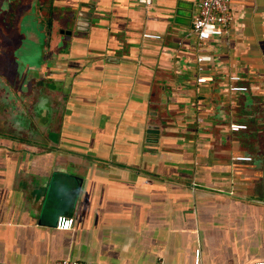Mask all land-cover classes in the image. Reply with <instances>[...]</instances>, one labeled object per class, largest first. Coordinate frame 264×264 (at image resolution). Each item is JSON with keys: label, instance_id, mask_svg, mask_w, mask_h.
Here are the masks:
<instances>
[{"label": "crops", "instance_id": "obj_1", "mask_svg": "<svg viewBox=\"0 0 264 264\" xmlns=\"http://www.w3.org/2000/svg\"><path fill=\"white\" fill-rule=\"evenodd\" d=\"M198 2L0 0V264L264 262V0Z\"/></svg>", "mask_w": 264, "mask_h": 264}, {"label": "built area", "instance_id": "obj_2", "mask_svg": "<svg viewBox=\"0 0 264 264\" xmlns=\"http://www.w3.org/2000/svg\"><path fill=\"white\" fill-rule=\"evenodd\" d=\"M139 2L149 9L154 0H139ZM233 15L230 8V0H199L197 13L192 21V27L190 34H193L198 39V45L202 46L207 43L214 36H228L230 34V27L232 25ZM145 38H159L157 33L145 32L143 34ZM209 56L200 53L198 55V61L209 60ZM202 70V67H200ZM212 77L203 75L202 73L197 77L199 83L207 82ZM232 81L228 89L231 92H243L248 90V86L239 84L241 76L234 74L230 76ZM230 128L233 131H239L246 129L247 125L243 123L233 122L230 124ZM237 161H251L252 157L248 155H238L235 157ZM75 225V218L68 215H59L56 220V228L60 230H70ZM195 264H200L201 251L195 250ZM56 264H94L91 262L64 258L56 262ZM157 264H163L158 262ZM255 264H264V262H256Z\"/></svg>", "mask_w": 264, "mask_h": 264}, {"label": "water", "instance_id": "obj_3", "mask_svg": "<svg viewBox=\"0 0 264 264\" xmlns=\"http://www.w3.org/2000/svg\"><path fill=\"white\" fill-rule=\"evenodd\" d=\"M140 3V2H139ZM91 22V19L90 18H88L84 13H83V11L81 10L80 12H79V16H78V22H77V24L78 25H80V24H82L83 22ZM80 27H81V25H80ZM144 34V33H143ZM147 133H156V134H158L159 133V128L156 126V125H154V124H150L149 125V127H148V129H147Z\"/></svg>", "mask_w": 264, "mask_h": 264}]
</instances>
